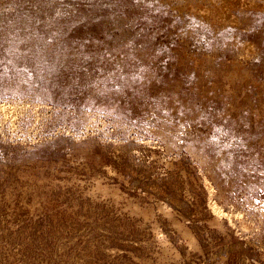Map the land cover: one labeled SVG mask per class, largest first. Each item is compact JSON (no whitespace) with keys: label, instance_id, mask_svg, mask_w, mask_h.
<instances>
[{"label":"rangeland","instance_id":"1","mask_svg":"<svg viewBox=\"0 0 264 264\" xmlns=\"http://www.w3.org/2000/svg\"><path fill=\"white\" fill-rule=\"evenodd\" d=\"M0 264H264V0H0Z\"/></svg>","mask_w":264,"mask_h":264}]
</instances>
